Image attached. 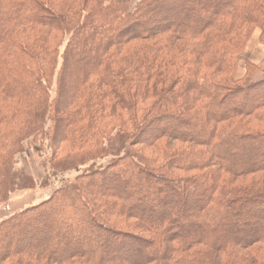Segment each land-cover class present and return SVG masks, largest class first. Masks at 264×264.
Returning <instances> with one entry per match:
<instances>
[{
  "label": "trees",
  "instance_id": "trees-1",
  "mask_svg": "<svg viewBox=\"0 0 264 264\" xmlns=\"http://www.w3.org/2000/svg\"><path fill=\"white\" fill-rule=\"evenodd\" d=\"M256 30L264 0H0V204L39 137L76 173L0 221V264H264Z\"/></svg>",
  "mask_w": 264,
  "mask_h": 264
},
{
  "label": "rangeland",
  "instance_id": "rangeland-1",
  "mask_svg": "<svg viewBox=\"0 0 264 264\" xmlns=\"http://www.w3.org/2000/svg\"><path fill=\"white\" fill-rule=\"evenodd\" d=\"M256 31L258 32V30ZM61 51L62 48L60 49V52ZM249 58V53L244 50L237 63L235 78L240 79L242 77H245V80L252 82V78L254 79V75L258 76V73L256 74V72L254 71L256 67L248 61ZM59 64L60 61H58V66ZM252 74L253 77H251ZM53 90H55L54 85L52 87V91ZM24 146V152L18 155V157L16 158V168L18 170H22L26 175L31 177L35 181V187L39 188V191H42L41 193H44V195H48L41 201L47 199L49 195L53 193L58 187H60L64 181L72 180L75 177V172L59 173L54 172L50 169V167L47 165L50 149L46 140H43L39 137L35 142ZM106 162L107 159H103L101 161H98L96 166L104 167ZM6 203L7 202L1 203L0 209H3L2 207ZM2 213L4 212L1 211L0 216Z\"/></svg>",
  "mask_w": 264,
  "mask_h": 264
},
{
  "label": "crops",
  "instance_id": "crops-1",
  "mask_svg": "<svg viewBox=\"0 0 264 264\" xmlns=\"http://www.w3.org/2000/svg\"><path fill=\"white\" fill-rule=\"evenodd\" d=\"M259 37L260 32H254L245 48L250 55L248 61L256 67L254 71L256 74L258 73V76L254 75L252 81L259 80L264 72V43L260 42ZM251 77H253V74ZM41 192L39 188L35 187L34 189L17 191L11 194L7 203L2 207L3 209H0V212H4L0 216V221L15 212L39 203L44 197L48 196Z\"/></svg>",
  "mask_w": 264,
  "mask_h": 264
}]
</instances>
